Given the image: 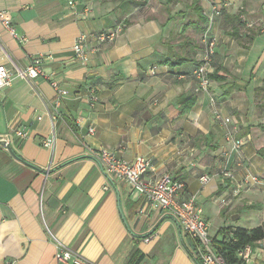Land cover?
<instances>
[{
    "label": "crops",
    "instance_id": "1",
    "mask_svg": "<svg viewBox=\"0 0 264 264\" xmlns=\"http://www.w3.org/2000/svg\"><path fill=\"white\" fill-rule=\"evenodd\" d=\"M1 11L16 36L0 19V64L39 58L44 76L0 90V139L19 158L0 145V264H71L56 240L91 264H126L134 249L138 264H197L176 218L106 173L101 148L147 157V178L182 180L213 238L264 222V0H0ZM205 32L216 73L201 91ZM52 80L68 92L56 114ZM251 264H264V239Z\"/></svg>",
    "mask_w": 264,
    "mask_h": 264
},
{
    "label": "built area",
    "instance_id": "2",
    "mask_svg": "<svg viewBox=\"0 0 264 264\" xmlns=\"http://www.w3.org/2000/svg\"><path fill=\"white\" fill-rule=\"evenodd\" d=\"M213 11L218 14L216 8ZM240 18L244 19L242 15ZM0 19L3 26L12 35L16 36L8 12L1 11ZM117 31L118 29L111 30L108 34L102 35V39L111 40ZM84 39L83 35H79L72 47L74 56L80 59H85ZM202 40L204 50L197 67L193 71V77L198 83V90L207 91L210 85L209 74L212 73L211 61L214 54L215 40L213 37H209L208 32L203 34ZM150 73H153L152 69ZM39 76H44L39 58H33L25 68L15 66L10 69L6 65L0 64V90L12 85L16 78L33 83ZM50 85L56 94L53 103V112L56 114L60 100L67 96L68 92L60 86L58 81L52 80ZM37 119L39 120L41 117L38 116ZM225 121L229 120L225 119ZM93 131L92 127L88 128L89 133ZM14 133L17 137H25L23 129L17 128ZM54 138V134H52L51 137L44 139L41 144L44 147H52ZM226 141L231 144V149L234 151L238 150L244 143L243 139H235L229 132L226 135ZM227 154L228 152H225L224 155ZM92 155L102 165L106 173L127 183L132 191L144 198L146 203L152 204L176 218L184 235L192 239L196 244L195 256L197 264H229L228 260L214 245L213 236L209 232V223L204 217L201 204L194 195L183 197L186 185L182 180L174 179L168 172L163 173L158 178H147V173L152 170L151 161L147 157L136 156L131 160H127L105 148L92 151ZM222 174L225 178H233L228 171L223 170ZM199 180L201 183H206L208 179L206 176H202ZM224 202V199H222L221 203L224 204ZM56 244L57 252L55 253V258L58 261L71 264H91L78 252L66 248L57 240ZM251 255L252 247L249 245L239 250L237 252L240 260L238 264H251Z\"/></svg>",
    "mask_w": 264,
    "mask_h": 264
},
{
    "label": "trees",
    "instance_id": "3",
    "mask_svg": "<svg viewBox=\"0 0 264 264\" xmlns=\"http://www.w3.org/2000/svg\"><path fill=\"white\" fill-rule=\"evenodd\" d=\"M215 73L216 71L213 70L212 73L209 74V78H214ZM219 232L222 233L224 237L222 239L213 238L214 245L228 260L229 264H238L240 260L237 256V252L239 250L243 249L247 245L254 248L256 243L264 239V222L252 228L224 227L221 228ZM185 237L188 243L187 249H189L191 256L196 261V244L189 237ZM142 257L143 254L137 249H134L131 255L129 256V259L127 260L126 264H138L141 261Z\"/></svg>",
    "mask_w": 264,
    "mask_h": 264
},
{
    "label": "water",
    "instance_id": "4",
    "mask_svg": "<svg viewBox=\"0 0 264 264\" xmlns=\"http://www.w3.org/2000/svg\"><path fill=\"white\" fill-rule=\"evenodd\" d=\"M0 145L4 146V147L8 150V152H9L14 158L19 159V158L17 157V155L13 152V150L11 149L10 145L7 143L6 140H4V139H0ZM34 168H35V167H34ZM231 218H232V219H237V218H238V215H233Z\"/></svg>",
    "mask_w": 264,
    "mask_h": 264
},
{
    "label": "rangeland",
    "instance_id": "5",
    "mask_svg": "<svg viewBox=\"0 0 264 264\" xmlns=\"http://www.w3.org/2000/svg\"><path fill=\"white\" fill-rule=\"evenodd\" d=\"M211 223H212V227H213V225H215V224H216V225L219 224V221H218V220H217V221L215 220L214 222H211ZM211 223H210V224H211ZM214 223H215V224H214Z\"/></svg>",
    "mask_w": 264,
    "mask_h": 264
}]
</instances>
